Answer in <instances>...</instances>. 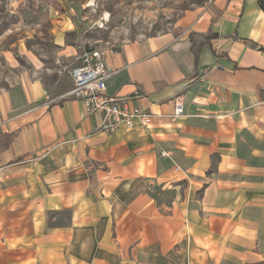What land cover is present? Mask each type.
Instances as JSON below:
<instances>
[{
	"label": "crops",
	"instance_id": "0c3cea01",
	"mask_svg": "<svg viewBox=\"0 0 264 264\" xmlns=\"http://www.w3.org/2000/svg\"><path fill=\"white\" fill-rule=\"evenodd\" d=\"M188 19L106 52L105 93H141L147 127L49 103L67 68L0 92V264L264 262V12L213 0ZM191 33L213 35L197 61Z\"/></svg>",
	"mask_w": 264,
	"mask_h": 264
},
{
	"label": "rangeland",
	"instance_id": "374dc122",
	"mask_svg": "<svg viewBox=\"0 0 264 264\" xmlns=\"http://www.w3.org/2000/svg\"><path fill=\"white\" fill-rule=\"evenodd\" d=\"M212 2L0 0V92L42 71L70 69L85 50L112 49L179 30Z\"/></svg>",
	"mask_w": 264,
	"mask_h": 264
},
{
	"label": "built area",
	"instance_id": "2783aa9c",
	"mask_svg": "<svg viewBox=\"0 0 264 264\" xmlns=\"http://www.w3.org/2000/svg\"><path fill=\"white\" fill-rule=\"evenodd\" d=\"M107 51L108 48L85 50L78 58L79 63L68 71L71 89L57 98H52L46 92V100L51 103L70 97L82 102L88 114H101L100 130L104 132L112 133L120 126L128 129L134 128L137 124L142 127L149 126L153 115L141 105L134 104V101L144 98L141 93L135 91L130 97L108 96L105 93L106 79L112 74L104 62ZM181 114L182 105L176 104L174 115Z\"/></svg>",
	"mask_w": 264,
	"mask_h": 264
},
{
	"label": "trees",
	"instance_id": "16d2710c",
	"mask_svg": "<svg viewBox=\"0 0 264 264\" xmlns=\"http://www.w3.org/2000/svg\"><path fill=\"white\" fill-rule=\"evenodd\" d=\"M259 3V0H258ZM258 6L264 12V4L259 3ZM213 38V35L210 34H190L189 40L191 42V48L195 56V60L197 61L200 50L203 46L209 45L210 40ZM15 133H0V153L6 149H8L12 142L14 141Z\"/></svg>",
	"mask_w": 264,
	"mask_h": 264
}]
</instances>
